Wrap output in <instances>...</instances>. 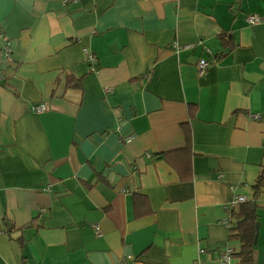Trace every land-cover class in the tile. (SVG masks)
I'll return each instance as SVG.
<instances>
[{
	"label": "crops",
	"instance_id": "obj_1",
	"mask_svg": "<svg viewBox=\"0 0 264 264\" xmlns=\"http://www.w3.org/2000/svg\"><path fill=\"white\" fill-rule=\"evenodd\" d=\"M0 32V264H239L250 202L264 264V0H0Z\"/></svg>",
	"mask_w": 264,
	"mask_h": 264
},
{
	"label": "trees",
	"instance_id": "obj_2",
	"mask_svg": "<svg viewBox=\"0 0 264 264\" xmlns=\"http://www.w3.org/2000/svg\"><path fill=\"white\" fill-rule=\"evenodd\" d=\"M3 39V33L0 32ZM3 43V42H2ZM264 186V169L258 176L257 185L254 187L255 196L259 195L260 188ZM237 219L234 228V236L240 243V250L237 253L239 264H253L255 245L253 242L255 234V223L258 221L256 207L253 202L244 203L236 210Z\"/></svg>",
	"mask_w": 264,
	"mask_h": 264
},
{
	"label": "built area",
	"instance_id": "obj_3",
	"mask_svg": "<svg viewBox=\"0 0 264 264\" xmlns=\"http://www.w3.org/2000/svg\"><path fill=\"white\" fill-rule=\"evenodd\" d=\"M246 20L250 24H256L259 22L260 19H259L258 15L252 14V15H247ZM0 38H1V35H0ZM183 47H187V46H183ZM5 50H7V45H5ZM88 58H89V60H93V57L90 54H88ZM208 65H209V61L206 60L205 58H199L197 60L196 71H197L198 76H202L205 73V70H206ZM35 110L36 111H42V110H44V107L43 106L37 107ZM247 116L253 120H261V115L259 113H247ZM246 200H247L246 198L241 197V196L236 197L234 199V201L231 203V207H234L237 204L243 203ZM120 264H123V263H120Z\"/></svg>",
	"mask_w": 264,
	"mask_h": 264
},
{
	"label": "water",
	"instance_id": "obj_4",
	"mask_svg": "<svg viewBox=\"0 0 264 264\" xmlns=\"http://www.w3.org/2000/svg\"><path fill=\"white\" fill-rule=\"evenodd\" d=\"M259 226H260L259 222H256V224H255V235H254V239H253L254 243H256V241H257Z\"/></svg>",
	"mask_w": 264,
	"mask_h": 264
}]
</instances>
